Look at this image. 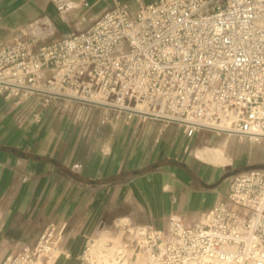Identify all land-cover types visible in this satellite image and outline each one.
I'll return each mask as SVG.
<instances>
[{
	"label": "built area",
	"instance_id": "1",
	"mask_svg": "<svg viewBox=\"0 0 264 264\" xmlns=\"http://www.w3.org/2000/svg\"><path fill=\"white\" fill-rule=\"evenodd\" d=\"M0 46V95L69 98L264 144V0L117 1L87 28ZM264 163V162H263ZM113 264H264V167L232 176L200 222L128 228ZM62 233L45 228L0 264H55ZM89 237L79 264H95ZM106 252V250H103ZM108 257V260H111Z\"/></svg>",
	"mask_w": 264,
	"mask_h": 264
},
{
	"label": "crops",
	"instance_id": "2",
	"mask_svg": "<svg viewBox=\"0 0 264 264\" xmlns=\"http://www.w3.org/2000/svg\"><path fill=\"white\" fill-rule=\"evenodd\" d=\"M117 1L135 13L137 0H0V46L85 29ZM209 133L226 134L223 143ZM232 136L205 129L187 136L179 124L77 99L0 95V262L48 227L62 233L55 264H79L89 237L127 233L121 221L156 229L173 215L200 222L228 195L230 183L212 187L235 168L226 166L264 162L247 152L234 160ZM212 149L227 161L197 155Z\"/></svg>",
	"mask_w": 264,
	"mask_h": 264
},
{
	"label": "rangeland",
	"instance_id": "3",
	"mask_svg": "<svg viewBox=\"0 0 264 264\" xmlns=\"http://www.w3.org/2000/svg\"><path fill=\"white\" fill-rule=\"evenodd\" d=\"M50 38H46V39H42L41 42H46L47 40H49ZM215 133H209L206 134L205 138H212V140L216 143V144H222L223 143V139L225 137L226 134H215ZM204 138V139H205ZM233 140L235 141V152L233 151V159L235 160V157H240L242 156V154H246L247 152V158L250 157L252 158V160H255V156H258L259 158H263L264 159V144H260V145H256L255 143H252L250 140L247 139H241L239 136H232ZM201 141H203V139L200 137ZM225 152V151H224ZM257 152V153H255ZM225 154L230 158L229 154L227 152H225ZM251 155V156H250ZM257 157V158H258ZM231 159V158H230ZM235 167L234 169L237 168H241L235 165H228L225 168L228 169L229 167ZM232 180V176L230 178H227L225 180H223L219 186V188L222 191H226V189L229 186L230 181ZM122 222V221H121ZM123 223V222H122ZM122 230H124V228H121ZM120 230V229H119ZM126 236H128V233H123V232H116L114 234L111 235H104L102 237H97L95 238V244L94 247H92V250L94 249V252L92 253L93 258L96 260V263L100 262H104L102 264H109L110 260H108V257H111L112 262L115 263L114 260V251L115 249L121 248L125 246L126 243ZM115 239H118L115 240ZM97 247V248H95ZM91 250V252H92ZM103 250H106V252H103ZM61 257V255H60Z\"/></svg>",
	"mask_w": 264,
	"mask_h": 264
},
{
	"label": "bare ground",
	"instance_id": "4",
	"mask_svg": "<svg viewBox=\"0 0 264 264\" xmlns=\"http://www.w3.org/2000/svg\"><path fill=\"white\" fill-rule=\"evenodd\" d=\"M197 155L200 156L201 158L205 159V160H209V161L214 162V163H223V162L227 161V158L225 157L223 152L219 149L208 150V153H205L202 150H198ZM95 248H97V247H95ZM57 251H58V249L56 250V252ZM93 252H94V249L92 250V253ZM109 262H110L109 264H113L112 261H109ZM102 263H104V262H100V264H102ZM95 264H99V263H95Z\"/></svg>",
	"mask_w": 264,
	"mask_h": 264
},
{
	"label": "water",
	"instance_id": "5",
	"mask_svg": "<svg viewBox=\"0 0 264 264\" xmlns=\"http://www.w3.org/2000/svg\"><path fill=\"white\" fill-rule=\"evenodd\" d=\"M263 167H264V163H256V164L246 165L244 167V169L245 170H249V169H252V168H263ZM239 171H241V168H237V169L229 170V171L225 172L216 183L212 184V187L218 185L224 179L229 178L230 176L236 174Z\"/></svg>",
	"mask_w": 264,
	"mask_h": 264
},
{
	"label": "flooded vegetation",
	"instance_id": "6",
	"mask_svg": "<svg viewBox=\"0 0 264 264\" xmlns=\"http://www.w3.org/2000/svg\"><path fill=\"white\" fill-rule=\"evenodd\" d=\"M233 176V175H232ZM231 177V176H230Z\"/></svg>",
	"mask_w": 264,
	"mask_h": 264
}]
</instances>
